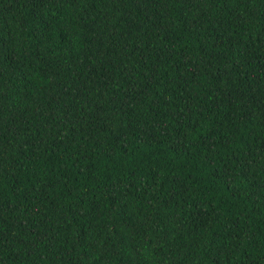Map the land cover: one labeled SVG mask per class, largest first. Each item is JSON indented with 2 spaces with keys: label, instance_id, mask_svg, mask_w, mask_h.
I'll return each instance as SVG.
<instances>
[{
  "label": "trees",
  "instance_id": "obj_1",
  "mask_svg": "<svg viewBox=\"0 0 264 264\" xmlns=\"http://www.w3.org/2000/svg\"><path fill=\"white\" fill-rule=\"evenodd\" d=\"M0 264H264V0H0Z\"/></svg>",
  "mask_w": 264,
  "mask_h": 264
}]
</instances>
